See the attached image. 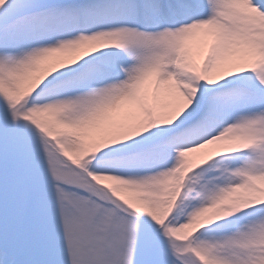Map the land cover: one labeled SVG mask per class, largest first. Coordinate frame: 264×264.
Here are the masks:
<instances>
[{
	"label": "snow or ice",
	"instance_id": "snow-or-ice-1",
	"mask_svg": "<svg viewBox=\"0 0 264 264\" xmlns=\"http://www.w3.org/2000/svg\"><path fill=\"white\" fill-rule=\"evenodd\" d=\"M0 264H264V0H0Z\"/></svg>",
	"mask_w": 264,
	"mask_h": 264
}]
</instances>
